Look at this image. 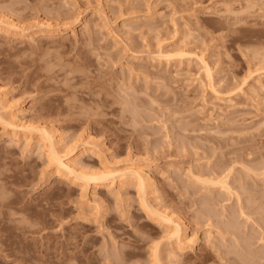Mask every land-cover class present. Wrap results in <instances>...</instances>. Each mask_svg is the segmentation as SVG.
<instances>
[{
    "label": "rangeland",
    "instance_id": "374dc122",
    "mask_svg": "<svg viewBox=\"0 0 264 264\" xmlns=\"http://www.w3.org/2000/svg\"><path fill=\"white\" fill-rule=\"evenodd\" d=\"M0 19L23 27L0 23V234L33 256L10 264H264V0H0ZM40 128L104 180L57 169Z\"/></svg>",
    "mask_w": 264,
    "mask_h": 264
},
{
    "label": "bare ground",
    "instance_id": "6f19581e",
    "mask_svg": "<svg viewBox=\"0 0 264 264\" xmlns=\"http://www.w3.org/2000/svg\"><path fill=\"white\" fill-rule=\"evenodd\" d=\"M3 22L5 23V25H8V27L12 28V29H15L17 31L19 30H22L23 27L22 25L18 24L17 22L13 21V20H9V19H0V23ZM48 22V21H47ZM41 24V23H40ZM48 24V23H47ZM65 24V23H64ZM63 24V25H64ZM52 31V30H51ZM62 32L64 33L65 31H54L53 34H55V36H58L59 37V34H62ZM49 34V33H47ZM207 73L208 75H210V70L209 68L207 67ZM3 92V91H1ZM0 92V93H1ZM5 94V93H4ZM3 95V94H2ZM1 96V95H0ZM0 101H1V98H0ZM4 102V101H3ZM6 102V101H5ZM1 103V102H0ZM9 104V103H8ZM7 104V105H8ZM3 105V104H1ZM10 105V104H9ZM2 107H6L7 109V106L6 104L4 103V105ZM9 107V106H8ZM9 116V120L6 121L8 125H10L14 130H32V126H29V125H25L24 123L23 124H18L17 122L15 123L12 119H13V114H8ZM2 119V118H0ZM20 123V122H19ZM22 123V122H21ZM42 128V127H41ZM38 129L40 130V137L43 139V141L45 142V146L47 148V153H48V159H49V162L51 161L52 163H54V165L56 166L57 169L59 170H64L66 171L68 174L70 175H73L78 178H85L87 180H104L105 178V175H103V173L101 175H95L94 173L92 174H89V173H84V172H81V170L79 169V167L77 168L71 161H70V157L68 156V153H61L58 148H56V145L59 144L61 142V139L60 138H56L54 139L53 137V134L47 132L45 129ZM34 129V128H33ZM45 148V147H44ZM69 150V149H68ZM70 151V150H69ZM80 170V171H79ZM133 175H135L134 177H136V180H137V185H138V188L140 191L144 192V188H145V177L143 175V172H141L140 170H132L131 172ZM131 174V175H132ZM106 175L108 176L109 173H106ZM122 175V174H121ZM224 175V174H223ZM106 176V177H107ZM135 180V181H136ZM207 181V180H206ZM216 181V180H215ZM218 182V180H217ZM216 182V183H217ZM208 183V182H207ZM224 184V183H222ZM149 186V185H148ZM3 203V204H6L4 202V198H0V204ZM145 205L146 202H145ZM149 207L148 210H150L151 212H153L154 214H156L158 217H160L161 219L164 220H167L169 222H172V219L170 216H168L166 214V212L162 211L160 208L158 207H155V208H152V206L150 207L149 205H147ZM152 213V214H153ZM168 222V223H169ZM172 224V223H171ZM176 225V224H175ZM179 230V228H178ZM173 235V234H172ZM174 235L176 236H179V232L176 231L174 233ZM171 237V236H170ZM179 238V237H178ZM181 238V237H180ZM156 253V252H155ZM33 256H30V255H25V254H17L15 253L13 250L7 248V244H6V241L5 239L3 238V236L0 234V264H10V263H13L16 259L17 260H21V261H26V260H30Z\"/></svg>",
    "mask_w": 264,
    "mask_h": 264
}]
</instances>
